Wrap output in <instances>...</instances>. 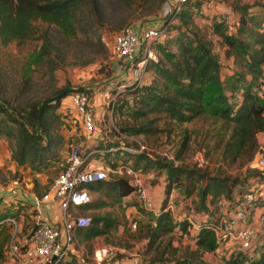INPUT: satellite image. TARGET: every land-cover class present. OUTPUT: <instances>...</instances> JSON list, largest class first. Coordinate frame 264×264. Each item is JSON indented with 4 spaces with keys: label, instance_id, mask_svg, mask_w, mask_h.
I'll return each mask as SVG.
<instances>
[{
    "label": "rangeland",
    "instance_id": "374dc122",
    "mask_svg": "<svg viewBox=\"0 0 264 264\" xmlns=\"http://www.w3.org/2000/svg\"><path fill=\"white\" fill-rule=\"evenodd\" d=\"M100 3L103 6L101 14H95L87 3L83 7L74 38L63 37L53 26L37 24L40 32H49L52 41L51 60L31 63V54L40 48L41 39L11 42L0 47V95L8 101V110L17 108L24 112L31 105L44 102L57 89L69 86L88 92L95 104L93 110L100 116V120L101 113L104 112V120L99 121L102 139L89 143L84 138L80 115L69 106L68 96L62 99L60 105L53 110L57 116L53 118L54 132L62 137V142L56 148L52 160L32 165L17 166L11 156L13 139L0 135L1 253H5L12 234L15 233L17 237L35 226L31 206L21 198L26 200L31 192L37 194L46 191L64 168L70 148L74 145H79L86 152L90 148L102 151L117 145L136 148L138 143H142L147 146L154 163L172 161L176 166L200 169L210 178L226 179L231 194L226 196L224 192L221 194L223 197H233L253 189L259 192L263 190L264 195V168H258L254 163L256 155H264V149L259 144L256 154L246 155L232 162L224 157L229 129L224 130L220 121L201 116L190 122L175 123L163 114L152 113L134 118L133 112L140 108L142 96L141 89L137 88L143 85L159 86L160 79L154 64L149 62L150 59L144 69L142 85L136 86L132 72L135 63L148 50L141 47L139 59L134 60L131 65H123L113 53V39L127 25L142 29L146 23L158 20L166 1L100 0ZM262 29L264 0H190L183 6L179 16L169 23L167 37L151 45L150 52L156 59L151 61L168 64L165 54L177 53L180 39L202 41L218 58L225 92L230 102L237 105L243 84L251 81L247 62L253 50L258 48L253 46L251 36ZM98 37L104 42L103 47ZM226 37L241 40L250 47L240 55L234 54L226 43ZM228 53L231 55H227ZM261 79L264 80V75L259 80H252V86H256ZM262 88L259 89L260 92H264ZM138 128H145V133L136 134L134 130ZM258 140L262 138L259 137ZM124 152L118 150L95 153L91 155L90 162L102 158L107 166L113 160H125L129 163L133 161L146 183L155 184L161 177L163 192L167 200L173 202L176 213L185 211L192 200V207L200 211L198 188L203 182L195 185L191 196L187 195L190 181L186 178L173 184L166 193L164 188L167 173L164 168L158 167V163L144 168L145 157L137 160L132 156L135 154L128 152L126 155ZM162 199L163 197L157 202V210ZM211 200L212 196L209 195L207 201L213 210ZM92 201V206L87 209L89 211L81 210L79 215L89 214L90 218L107 217L114 222V226L105 235L86 244L78 241L74 248L78 251L79 262L75 264H111L114 261L121 263L134 259L139 264H165L170 259L189 255L195 249V233L192 228L186 234L179 230L173 231L163 238L164 241L158 248L155 247L158 241L153 246H148L147 227L155 223L158 211L154 214L140 208L133 195L123 199L104 186L101 192H92ZM257 205L264 206V199H260ZM6 218L14 219L17 227L12 222L4 221ZM133 222L135 228L132 227ZM168 240L172 248L165 246L164 242ZM221 249L217 253L204 254L202 259L207 264H226L224 257L228 256L229 248L222 246ZM3 262L0 261V264Z\"/></svg>",
    "mask_w": 264,
    "mask_h": 264
},
{
    "label": "trees",
    "instance_id": "16d2710c",
    "mask_svg": "<svg viewBox=\"0 0 264 264\" xmlns=\"http://www.w3.org/2000/svg\"><path fill=\"white\" fill-rule=\"evenodd\" d=\"M165 1L167 0H162L163 3ZM86 3L92 7L95 14L103 12L100 0H0V47L11 42L22 43L31 39H41L40 48L31 54V63L39 64L45 59L51 60L52 41L49 32L47 30L40 32L37 24L45 23L53 26L63 37L74 38L77 35L78 18ZM39 33L41 36H37ZM251 39L253 46L258 47L253 50L247 62L252 81L259 80L263 76L264 29L255 32ZM225 40L234 54L240 55L242 51L246 52L250 47L236 38L226 37ZM98 41L102 47L105 45L100 37ZM165 57L168 58V64H163L161 61H149L154 64L155 72L160 79L159 86L143 85L137 88L141 89L142 96L139 101L140 108L133 112L134 118L148 113L163 114L175 123H185L201 116L211 117L214 121H220L224 130L229 129L224 150L226 159L234 162L246 155L256 154L258 152L257 134L264 132V92L259 90L263 87L264 81L261 79L256 86H252L251 81L243 84L239 102L233 105L220 77L218 58L205 43L199 40L180 39L177 53H166ZM75 90H82V88L65 86L57 89L44 102L35 103L24 112L17 108L8 110V101L0 95V135L13 139L11 156L17 166L50 161L55 157L56 148L61 144L62 137L54 132L53 118L57 116L53 110L60 105L62 99ZM145 131V128L134 130L136 134L145 133ZM124 153L129 154L127 151ZM132 156L137 160L145 157L144 168L158 163V167L166 170L167 180L164 188L166 193L173 184L186 178L190 181L187 195L191 196L195 185L203 182L198 188L200 212H209L207 201L209 195L212 196L211 201L214 204L217 198L223 197L222 193L225 192L226 196L231 194V189L224 178H210L200 169L183 168L174 165L172 161L154 163L152 161L154 158L148 150ZM126 162L121 160V163ZM119 163L115 160L109 161L107 166L114 168ZM131 163L137 169L134 162ZM104 186L109 187L120 198L132 194V188L127 179L114 174H110L107 180L88 185V188L91 193L101 192ZM223 198L230 199L231 196ZM260 199H264L263 194L257 197V201ZM166 201L167 197L164 194L155 223L147 227L146 238L150 247L158 241L155 245L158 248L164 241L163 238L173 231L179 230L184 234L190 231L186 221L178 223L169 211L163 210ZM192 201L186 208L193 206ZM92 204L93 201L79 206L78 209L87 210ZM113 226L114 222L107 217L91 218L89 226L76 232V240L86 244L98 236L105 235ZM211 227L212 220L202 222L199 229L194 232L195 249L189 255L180 259H170L165 264H207L202 259L204 254L222 250V245L217 241ZM164 243L166 247L172 248L170 240ZM1 252L2 250H0V261H5V253ZM256 257H248L234 250L224 258L226 264H262L264 253Z\"/></svg>",
    "mask_w": 264,
    "mask_h": 264
},
{
    "label": "built area",
    "instance_id": "2783aa9c",
    "mask_svg": "<svg viewBox=\"0 0 264 264\" xmlns=\"http://www.w3.org/2000/svg\"><path fill=\"white\" fill-rule=\"evenodd\" d=\"M188 1L167 0L158 17L159 26L148 27L140 32L133 26H126L115 35L113 53L123 65H131L134 60L139 59L138 52L141 47L148 50L147 54L135 63L132 74L135 77L136 86L142 85L147 61L150 59L156 61L155 56L150 52L151 45L167 37L169 23L179 16ZM68 99L72 108L81 117L84 138L87 141L96 140L94 101L91 100L88 92L84 89L75 90L68 95ZM101 120H104V112L101 113ZM259 137L262 140H258ZM257 140L260 148L264 149V132L257 134ZM118 150L138 154L148 148L142 143H138L136 148L117 145L102 151L98 148H90L85 152L79 145L70 148L64 168L35 204L37 214L40 215L38 207L41 201L53 198L61 211L60 221L53 224L38 216L33 229L21 241H17L15 233L12 234L5 250V256L10 264H66L71 249L77 243L76 232L91 223L90 217L79 215L75 210L79 206L92 202V193L88 185L107 180L110 174L126 178L132 188L131 195L139 206L156 214L158 210L148 195L144 177L131 162L117 161L120 163L114 168L90 162L92 154ZM254 159L256 167L264 168V155H256ZM262 191L247 190L230 199L219 197L214 203L213 210L210 209L209 212H200L189 206L178 214L174 211V204L169 199L164 204L163 210L169 211L178 223L186 221L194 232L199 229L202 222L212 220L211 229L217 241L222 246H228V255L236 250L248 257L260 256L264 253V206L257 205V197L262 194ZM4 221L12 222L16 227L14 219L6 218ZM132 227L135 228V222ZM132 264H139V261L136 260Z\"/></svg>",
    "mask_w": 264,
    "mask_h": 264
},
{
    "label": "crops",
    "instance_id": "0c3cea01",
    "mask_svg": "<svg viewBox=\"0 0 264 264\" xmlns=\"http://www.w3.org/2000/svg\"><path fill=\"white\" fill-rule=\"evenodd\" d=\"M160 25V21L159 20H156L155 22H152V23H146L142 29L138 28V27H135L138 32H140L141 30L145 29V28H148V27H155V26H159ZM69 100V99H68ZM69 102V106H71L70 104V101ZM95 105V104H94ZM93 113L95 115V118H96V130H95V133H94V136H95V139H102L100 138L101 137V128H100V116H98V114L96 112H94L93 110ZM98 122V123H97ZM94 140H91L89 141V143H93ZM114 161V160H113ZM95 165H100V166H105V162H103L102 158H99L96 162H94ZM107 167V166H105ZM45 180L42 181V183H44ZM147 185V190H148V195L150 197V199L153 201V204L157 210V207H158V204L157 202L159 201V199H161L164 195V190H163V184H162V179L161 177L158 178V180H156L155 184H150V183H146ZM47 189V188H46ZM47 191V190H46ZM45 190L40 193V192H37V194L35 192H31L30 195L28 196V199H24V198H21L22 201L24 202H27V205L31 206L30 208L32 209V211L34 212V220L35 222L37 221L38 219V216H41L42 218L48 220L50 223H53V224H56L60 221V217H61V211L58 207V204L57 202L53 199V198H49L48 200H44V201H41V203L39 204V211H40V215L37 214V211H36V200L38 198H41L45 192ZM123 199L127 198V197H122ZM124 201V200H123ZM162 202V201H161ZM15 208V206H14ZM77 212V214H79V210L78 208H76L75 210ZM89 211V210H87ZM89 215V214H88ZM86 215V216H88ZM17 227V225H16ZM33 228H29L27 231L21 233L19 236L16 237L17 241H21ZM135 260V259H134ZM132 260V261H134ZM132 261H126V262H121L119 263L118 261H114L112 262L111 264H132L133 262ZM79 262V254H78V251L73 247L71 249V252H70V257L67 261L66 264H75ZM3 264H10V262L7 261V258H5V261L3 262Z\"/></svg>",
    "mask_w": 264,
    "mask_h": 264
}]
</instances>
